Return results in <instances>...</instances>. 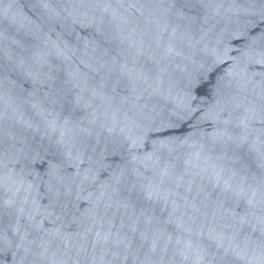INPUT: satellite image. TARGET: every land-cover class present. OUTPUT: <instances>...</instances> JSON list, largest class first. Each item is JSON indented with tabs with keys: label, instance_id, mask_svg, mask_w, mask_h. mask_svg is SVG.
Segmentation results:
<instances>
[{
	"label": "water",
	"instance_id": "water-1",
	"mask_svg": "<svg viewBox=\"0 0 264 264\" xmlns=\"http://www.w3.org/2000/svg\"><path fill=\"white\" fill-rule=\"evenodd\" d=\"M0 264H264V0H0Z\"/></svg>",
	"mask_w": 264,
	"mask_h": 264
}]
</instances>
